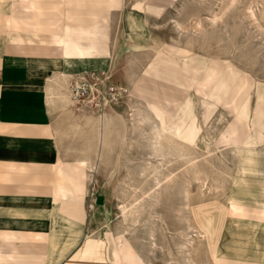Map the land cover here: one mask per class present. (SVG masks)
<instances>
[{
    "label": "rangeland",
    "instance_id": "1",
    "mask_svg": "<svg viewBox=\"0 0 264 264\" xmlns=\"http://www.w3.org/2000/svg\"><path fill=\"white\" fill-rule=\"evenodd\" d=\"M139 1L144 2L148 9L157 6L161 14H147L139 8V3H135L136 0H121V8L110 10L108 13L109 62L106 60L97 67L93 66L91 72L57 74L49 79L50 95L57 98L61 109L64 110H60L58 114L57 119L60 118L58 124H65L68 120L71 129L79 130L82 148L84 149L85 146L86 149L89 146L90 150L95 148L94 158L87 157L73 163L76 165L79 162H86L85 165L89 166L95 161L98 150L95 117H99V113L106 114V118L109 114L114 117L116 114L119 115L113 121L115 126L114 135L111 138L113 143L107 152L109 163L103 164L93 180L86 182V189L90 194L88 193L85 198L91 221L88 226L94 224L91 231L94 229V234L106 238L113 261H120L118 250L113 242L115 237L127 258L126 264H187L182 256L181 247L186 239L185 235H189L195 240L193 246L189 247L191 259L197 264H214L207 252L206 240H197L199 229L191 210L185 207L187 201L184 199L182 177L175 185L173 184L174 186L172 185V190L163 192L158 206L147 209L137 224L121 223L123 205L131 207L139 200L147 199L157 189L155 182L157 179L162 180L169 174L182 176L185 168L188 167L184 158L173 157L171 166L164 168V173L155 177L154 169L148 165L157 164L156 160L150 158L152 152L149 139L152 126L147 124L142 127L132 121L137 119V116L132 117V115H136V111L143 109L144 102L134 98L131 92L135 82L150 68L157 74L166 70L167 61L171 62L172 69L177 65L182 69L188 66L191 68L202 66L204 80L212 76L218 79L223 76L230 78L233 81V88L247 94L244 105L247 106L249 125L244 130L245 139L251 136H260V139L255 141L257 147L253 151L251 162L245 165L238 164L233 198H230L229 202L233 203L246 192L254 193L253 189L245 190L244 187L248 188L246 179L257 176L255 162L258 157L264 156V0ZM137 10L145 19L144 37L140 40L126 36L123 33L126 23L123 21V26L121 21L123 13L137 12ZM253 10L255 20L250 17ZM199 23L202 24L203 31L198 29ZM99 36L97 33L96 37ZM95 43L98 48L94 61H90L93 63L98 62L97 57L103 53L104 42L97 40ZM45 49L34 46L31 52L48 55L49 48L45 46ZM53 55L61 56L59 47ZM92 73L97 76H101L102 73L113 76L119 90L122 91V88L124 91L121 94V100L112 103L106 97L110 106L105 107L106 104L101 102L99 107L94 109H79L80 106L64 103L58 95L57 87L61 78L70 91L71 79L81 74ZM159 81L161 79L158 76V78H147L146 83L152 85L151 82L159 83ZM189 97L194 106L193 119L199 121L201 127L197 138L198 146L190 148L189 155L194 162H199V169L209 176V185L213 187V190L209 191L207 187L202 188L201 182L190 177L192 185L188 204L195 206L203 202H218L226 207L227 217L228 197L235 178L236 159L231 151L233 147L227 145L224 135L229 130L238 133L239 130L237 131L234 126L233 116L229 115L221 104L211 101L213 107L206 108L207 112L204 114L201 110L202 97L195 87L189 90ZM103 110L106 112L102 113ZM89 116L91 118L87 121ZM207 117L210 122L206 121ZM118 133L121 135L119 136ZM244 141L239 139L238 144ZM216 143L220 146L216 147ZM143 169L146 171L145 176L140 175ZM88 171L86 170L87 173ZM113 172H116L114 174L116 185H107L109 176ZM189 226L192 230L188 229ZM229 261L222 264H245L234 260Z\"/></svg>",
    "mask_w": 264,
    "mask_h": 264
},
{
    "label": "crops",
    "instance_id": "2",
    "mask_svg": "<svg viewBox=\"0 0 264 264\" xmlns=\"http://www.w3.org/2000/svg\"><path fill=\"white\" fill-rule=\"evenodd\" d=\"M121 7V0H0V264L127 263L115 237L119 262L106 238L91 231L87 200L82 209L79 198L58 192L59 164L79 165L73 163L91 158L95 148H82L68 120L58 124L63 109L49 86L53 75L91 72L110 61L108 13ZM121 21L126 36L144 37L139 10L123 13ZM97 40L103 53L93 63L96 55L83 49ZM60 45L65 55L54 56ZM34 46L50 53H33ZM257 159L258 174L244 187L254 193L230 203L236 161L218 243L223 258L249 264H264V156Z\"/></svg>",
    "mask_w": 264,
    "mask_h": 264
},
{
    "label": "bare ground",
    "instance_id": "3",
    "mask_svg": "<svg viewBox=\"0 0 264 264\" xmlns=\"http://www.w3.org/2000/svg\"><path fill=\"white\" fill-rule=\"evenodd\" d=\"M138 5L139 8L142 11L144 10L147 14H161V12L156 8L157 6L148 9L142 1H139ZM250 17L254 19V10L250 14ZM197 27L200 31L203 28L201 23H199ZM46 43L47 42H45L44 44ZM97 48L98 46L95 42H90L88 46L84 47L83 52L86 51L88 54L95 55L97 54ZM42 49L46 50L45 46L42 47ZM59 49L61 56H64V48L60 45ZM167 65L168 67L166 68V70L158 74L152 68H150L144 76H142L137 82H135L131 94L134 98L141 99L144 102V107L143 109H139L138 111H136V115H132V117L137 116V119L132 121H134V123H138V125L142 127L147 124H151L152 126L150 132L151 137L149 139L150 151L152 152L150 158L156 160L157 164L150 163L148 165L151 166L152 169H154V173L156 175H154L155 177L160 176L164 168L169 167L173 157L184 158L188 167L185 168L182 176L177 177V175L173 176V174H169L165 177L163 176L164 178L162 180L157 179V181H155L157 189H155L147 199L144 198L142 200H139L138 203H135L131 207L123 205L121 208V223L124 224L131 222L132 224H137L139 222L138 220L140 219L142 214L147 211V209L149 210L151 207L153 208V206L155 207V205L160 203L163 192L171 189L172 185H175L180 177H182V179H184V199L187 201L185 207L191 210L192 216L199 229V231L197 232V240H206L205 242L207 245V252L214 264H222V262L229 263L230 261L223 258L218 252L219 238L226 217V207L218 202H203L195 206H191L188 204V200L190 198V189L192 185V179L190 180V177L199 183L201 182L202 188L207 187L209 191L213 190V187L209 185V176H207V174L205 175V173L201 169H199V162H194V159H192L189 155L190 148L198 146L197 138L199 136V133L201 132L199 121L197 122L195 119H193L194 106L189 99V90L195 87L200 93L202 97L201 110L202 112L204 111V114L207 112L206 108L212 106V104L210 103L212 101L221 104L222 107L227 110L229 115L233 116L234 126L237 128V131L239 130V133L234 130H229L227 134L224 135V137L228 142L227 145L233 147L231 151L236 161L238 162V164L242 165L249 164V162H251L253 151H255L257 147L255 141L260 139V136H251L245 139L244 130L247 129L246 127L249 125V114L247 111V106L244 105V98L247 96V94H244L243 92L233 88V81L228 77L223 76L218 79L212 76L209 79L204 80V68L202 66H197L195 68H191L188 66L182 69L177 65L176 68L172 69L171 62L169 61H167ZM158 76L161 79L159 83L151 82L152 85H147V78H158ZM61 80L59 82L57 81V87L59 91L58 95L61 97L64 103L75 106L71 92ZM92 89L94 91V87ZM121 90L122 91H120V94H123L124 91L122 88ZM102 102L106 104L105 107L107 105L110 106L105 96L103 97ZM116 116L119 117L118 114H116L115 117L111 115H108L107 118H102V115H99V117H95V134L98 141V150L96 152L95 163L89 166L85 165L86 162H79V165L76 166H69L65 164L64 169L63 165L60 163L57 169V171L64 176V180L60 181L58 184V192L63 193L65 196L79 198L80 206L82 208L84 207L85 198L89 193L88 189H86V182H90L91 180H93V178L95 177L94 175L99 173V169L101 166H103V164L107 165L109 163V154H107V152L109 151L110 146L113 143H111V138L114 135L113 133L115 126L113 125V121L115 120ZM90 118L91 117L89 116L87 121H89ZM207 120L210 122L208 117L206 118V121ZM117 128L118 127H116V129ZM120 135L121 134H119V136ZM239 139H241V141H245L241 144H238ZM219 146L220 144L216 143V147ZM86 170H89L88 173L86 172ZM145 172V169H143L140 175L143 176ZM114 174H116V172H113V174L109 176L107 185H116L114 184L116 183L114 181V179H116ZM219 184L218 186H220ZM115 188L116 186L114 187V189ZM188 229L192 230V227L189 226ZM152 236L154 235L152 234ZM185 238L186 239L181 247L182 256H184L187 264H197V262H194L191 259V253L189 251V247L193 246L195 240L192 239V237H189V235H185Z\"/></svg>",
    "mask_w": 264,
    "mask_h": 264
},
{
    "label": "built area",
    "instance_id": "4",
    "mask_svg": "<svg viewBox=\"0 0 264 264\" xmlns=\"http://www.w3.org/2000/svg\"><path fill=\"white\" fill-rule=\"evenodd\" d=\"M70 92L75 105L80 106L79 109L98 108L104 96L112 103L122 98L117 84L113 82V76L105 73L101 76L92 73L74 77L70 82Z\"/></svg>",
    "mask_w": 264,
    "mask_h": 264
}]
</instances>
